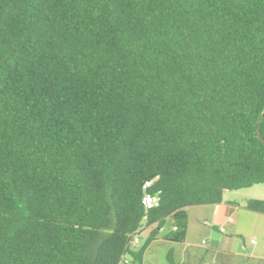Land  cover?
I'll list each match as a JSON object with an SVG mask.
<instances>
[{
  "label": "trees",
  "instance_id": "obj_1",
  "mask_svg": "<svg viewBox=\"0 0 264 264\" xmlns=\"http://www.w3.org/2000/svg\"><path fill=\"white\" fill-rule=\"evenodd\" d=\"M263 110L264 0H0V264H142L264 183Z\"/></svg>",
  "mask_w": 264,
  "mask_h": 264
},
{
  "label": "crops",
  "instance_id": "obj_2",
  "mask_svg": "<svg viewBox=\"0 0 264 264\" xmlns=\"http://www.w3.org/2000/svg\"><path fill=\"white\" fill-rule=\"evenodd\" d=\"M226 192H223L219 204L186 207L166 218L165 223L169 221L171 228L162 238L178 247L181 259L176 264H264V214L239 208L224 200ZM201 214L206 215L203 225L208 227L205 231L208 239L206 242H190L189 217L194 219ZM182 218L186 226L185 236L177 242L172 240L176 233L173 228L179 229L178 220ZM152 229L149 228L144 238Z\"/></svg>",
  "mask_w": 264,
  "mask_h": 264
},
{
  "label": "rangeland",
  "instance_id": "obj_3",
  "mask_svg": "<svg viewBox=\"0 0 264 264\" xmlns=\"http://www.w3.org/2000/svg\"><path fill=\"white\" fill-rule=\"evenodd\" d=\"M250 199H257V200H264V183L254 185L250 188L240 189L236 191H227L224 195V200L229 201L231 204L238 205L239 208H245V204L247 200ZM195 210V209H192ZM206 211L209 209H205ZM203 212V211H202ZM206 215L201 214L196 217L190 219V224L187 226L189 227L188 240L190 242L193 241H201L208 239L207 233V226L203 225V220H205ZM197 219V220H196ZM183 223V220H178V223ZM154 228V227H152ZM171 228L169 221H167L163 227L158 231V236L155 240H153L143 254L142 264H176L181 256L178 254V247L172 243H167L163 240L162 236L166 234ZM127 258L130 264H135L132 262L129 255Z\"/></svg>",
  "mask_w": 264,
  "mask_h": 264
},
{
  "label": "built area",
  "instance_id": "obj_4",
  "mask_svg": "<svg viewBox=\"0 0 264 264\" xmlns=\"http://www.w3.org/2000/svg\"><path fill=\"white\" fill-rule=\"evenodd\" d=\"M154 181H146L144 183V185L142 186V190H143V196L141 199V204L143 206L144 209V216L143 219L141 221L140 226L138 227L135 235L133 236V238L130 240V242L126 245V249H136L139 244H140V240L141 238H144L147 236L148 234V230H149V226L147 225L148 222V213L150 210L158 208L161 198V191H157V192H152L150 189L153 186ZM177 228H173V231H176ZM221 232H224V229H221ZM253 242V241H252ZM204 243V242H203ZM117 264H130L127 255L124 254L119 262Z\"/></svg>",
  "mask_w": 264,
  "mask_h": 264
},
{
  "label": "water",
  "instance_id": "obj_5",
  "mask_svg": "<svg viewBox=\"0 0 264 264\" xmlns=\"http://www.w3.org/2000/svg\"><path fill=\"white\" fill-rule=\"evenodd\" d=\"M264 114V110H263V113H262V115Z\"/></svg>",
  "mask_w": 264,
  "mask_h": 264
}]
</instances>
